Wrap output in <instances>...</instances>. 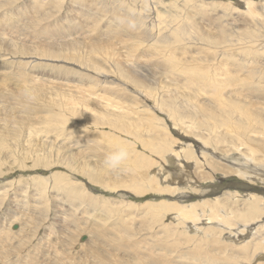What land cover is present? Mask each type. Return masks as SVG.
Segmentation results:
<instances>
[{
    "label": "rangeland",
    "instance_id": "374dc122",
    "mask_svg": "<svg viewBox=\"0 0 264 264\" xmlns=\"http://www.w3.org/2000/svg\"><path fill=\"white\" fill-rule=\"evenodd\" d=\"M247 172L264 177V0H0V264L264 263ZM203 202L235 225L178 217Z\"/></svg>",
    "mask_w": 264,
    "mask_h": 264
},
{
    "label": "bare ground",
    "instance_id": "6f19581e",
    "mask_svg": "<svg viewBox=\"0 0 264 264\" xmlns=\"http://www.w3.org/2000/svg\"><path fill=\"white\" fill-rule=\"evenodd\" d=\"M22 51V50H21ZM177 128V127H176ZM156 147V146H155ZM163 150V148L162 147H159V151H162ZM187 151H188V149H187ZM188 153H190L189 154V156H191L192 157V155L191 154H193V153H191V152H186V150H182V151H180V152H178V154H180V156H182V159H183V157H185L186 156V154H188ZM225 153V152H224ZM200 154L202 155V151L200 152ZM228 156V155H227ZM180 158V157H179ZM193 158V157H192ZM220 159V158H219ZM217 160V159H216ZM173 161V160H172ZM185 161V164H186V168L187 169H185V171H184V174H182L181 173V178L180 179H178L179 181H181V182H183L184 180H186L187 179V176H188V172L189 171H186V170H189V169H191L190 168V166H187L188 164H187V161L186 160H184ZM205 163V160L202 158V161L199 163L200 164V167H205L206 168V164H202V163ZM170 164V163H169ZM243 165H246L245 163H242ZM198 165V164H197ZM196 165V166H197ZM219 165V164H218ZM182 166V165H181ZM195 166V167H196ZM145 167V166H144ZM246 167H247V165H246ZM219 168V167H218ZM222 169V168H221ZM163 170V169H162ZM165 170V169H164ZM180 170V169H179ZM196 170H198V169H196ZM201 171V170H200ZM208 171V170H207ZM211 171V170H210ZM248 171V170H247ZM157 172V171H156ZM191 172V171H190ZM214 172V171H213ZM262 172H263V170H262ZM179 173V172H178ZM170 174V173H169ZM231 174V173H230ZM176 175V174H175ZM178 175V174H177ZM203 176H202V179L204 180V179H206V178H208V175H210V174H207L206 172H204V174H202ZM232 175V174H231ZM254 175V174H253ZM262 175V174H261ZM157 176V175H156ZM245 176H249L250 178H249V180L251 181V183H254V185L255 184H257V182L258 183H260L261 185H262V193L264 194V177L262 176V177H258V176H256V177H251L250 176V174H249V172H247V173H245ZM166 177V176H165ZM167 177H168V175H167ZM170 178V177H169ZM175 178V177H174ZM178 178V177H177ZM188 178H190V176H188ZM168 179V178H167ZM182 179V180H181ZM184 179V180H183ZM191 179V178H190ZM195 179V178H194ZM210 179H212V178H210ZM214 179V178H213ZM177 181V180H176ZM194 181V180H193ZM198 181V180H197ZM255 181H256V183H255ZM175 182V181H174ZM165 183V182H164ZM170 183V182H169ZM171 183L173 184V181H171ZM197 183H199V182H197ZM163 184V183H162ZM260 184H258V185H260ZM170 186V185H169ZM184 185H182V187H183ZM194 186V185H193ZM250 186H251V188H250ZM246 187L247 188H250V190L251 189H255L252 185H246ZM165 188V187H164ZM179 188H181V187H178V189L176 188V190H179ZM247 188H245L247 191H246V193H242L241 195H239V198L240 197H242V198H245L246 199V201H247V205H245L246 206V208L243 210V211H241L239 214L240 215H242V216H248L247 217V219H252V220H248V222H246V226H244V227H248L249 225H251V224H254V223H258L260 220L262 221V215H261V212H260V203H259V201L262 203V205H264V201H262V200H264V195H262L261 194V196L262 197H259V195L257 194V193H254V192H248L249 190L247 189ZM136 189L137 190H139L138 189V187H136ZM184 189V188H183ZM188 189V188H187ZM181 190V189H180ZM179 190V191H180ZM227 190V189H226ZM229 190V189H228ZM256 190V189H255ZM169 192H173V190L172 191H170V190H168ZM178 191V192H179ZM182 191V190H181ZM190 191V190H189ZM189 191L188 190H186V189H184V191H183V193H182V195H180L179 197L181 198V199H183V200H185V199H187V198H190L191 196H192V194H194V193H189ZM174 192H175V190H174ZM184 192H186L185 194H184ZM188 192V193H187ZM205 191H202L201 192V194L202 195H206L205 193H204ZM256 192H257V190H256ZM181 193V192H180ZM204 193V194H203ZM231 195H233V194H231ZM219 198V197H218ZM218 198H213L215 201H217L218 200ZM233 198V197H232ZM259 199H262V200H259ZM220 201V200H219ZM219 201H217V202H219ZM224 201H225V199H224ZM223 201V202H224ZM228 201V200H227ZM180 202H181V200H180ZM202 202V201H201ZM208 202V201H207ZM245 202V201H244ZM202 204V203H201ZM245 204V203H244ZM203 205H205L204 207H206V210H201V208L200 209H198V204L197 205H190V206H186V205H179V203L177 204V209H175V210H177L178 211V217L181 219V220H183V221H188V220H190V221H193V222H199V221H201V220H203V216L204 217H208V223L209 224H211L210 222H216V220L217 219H220L222 222H223V224H225L227 227H232L233 226V224L235 223H233L232 224V220L230 219L232 216V214H230V216L231 217H226V216H224V214L223 213H220L218 210L219 209H216L215 207V209L214 208H211V209H207V204L205 203V202H203ZM214 205H215V203H214ZM217 205V204H216ZM221 205V204H220ZM220 205H219V207H220ZM176 206V205H175ZM202 206V205H201ZM218 206V205H217ZM170 208H172V207H170ZM222 208V207H221ZM223 214V215H222ZM227 214V213H226ZM229 215V214H228ZM250 215H252V216H250ZM235 216V215H234ZM233 216V217H234ZM261 218V219H260ZM179 219V220H180ZM237 220V219H236ZM177 222V221H176ZM204 222H206V221H204ZM12 223H14V222H12ZM264 223V222H263ZM235 225V224H234ZM245 225V224H244ZM238 226H239V224H238ZM243 227V226H242ZM249 228V227H248ZM21 230V229H20ZM246 231V228H244V229H242V232H245ZM254 231H255V234H254ZM253 231V228H252V231L250 232L251 234H254V235H250L251 236V240L250 241H246V245L244 246V247H247L250 243H254V245H253V250L256 252L258 249H261L262 251H263V253L260 255V257H262L263 256V254H264V224L263 225H258V227L255 229ZM253 232V233H252ZM249 233V234H250ZM98 238V237H97ZM80 240V239H79ZM258 240V241H257ZM174 241V240H173ZM190 241V240H189ZM256 243H255V242ZM82 242V241H81ZM249 248V247H248ZM254 252V253H255ZM251 253H252V250H251ZM264 257V256H263ZM254 258H256V257H254ZM254 258H253V260H254ZM256 260V259H255ZM256 264H264V263H256Z\"/></svg>",
    "mask_w": 264,
    "mask_h": 264
},
{
    "label": "clouds",
    "instance_id": "9594fccd",
    "mask_svg": "<svg viewBox=\"0 0 264 264\" xmlns=\"http://www.w3.org/2000/svg\"><path fill=\"white\" fill-rule=\"evenodd\" d=\"M21 95H23L28 101H34L36 95L34 90L30 88H25L22 90ZM129 153L128 150L124 147L118 148L112 152H109L105 155L102 166L109 171H116L121 169V166L128 159Z\"/></svg>",
    "mask_w": 264,
    "mask_h": 264
},
{
    "label": "water",
    "instance_id": "95a60500",
    "mask_svg": "<svg viewBox=\"0 0 264 264\" xmlns=\"http://www.w3.org/2000/svg\"><path fill=\"white\" fill-rule=\"evenodd\" d=\"M16 229H18V227H17V226H15V227H14V230H16ZM86 238H87V237H86V236H84V237L81 239V241H82V242H85V241H86Z\"/></svg>",
    "mask_w": 264,
    "mask_h": 264
}]
</instances>
